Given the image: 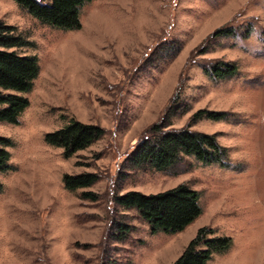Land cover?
<instances>
[{"label": "rangeland", "instance_id": "rangeland-1", "mask_svg": "<svg viewBox=\"0 0 264 264\" xmlns=\"http://www.w3.org/2000/svg\"><path fill=\"white\" fill-rule=\"evenodd\" d=\"M0 22L30 42L20 52L41 67L20 122L0 121L15 167L0 173V264H171L204 227L231 239L205 264H264V0H92L75 30L0 0ZM218 60L236 74L208 76ZM172 101L185 109L169 128L214 134L228 166L185 155L167 172L125 167ZM201 110L223 117L192 119ZM73 118L106 133L67 157L46 135ZM82 173L100 179L68 189L64 175ZM178 184L199 194L202 210L179 232H150L115 200ZM117 223L132 230L124 241Z\"/></svg>", "mask_w": 264, "mask_h": 264}, {"label": "trees", "instance_id": "trees-1", "mask_svg": "<svg viewBox=\"0 0 264 264\" xmlns=\"http://www.w3.org/2000/svg\"><path fill=\"white\" fill-rule=\"evenodd\" d=\"M18 6L32 14L39 21L64 30H75L82 26L80 22L81 9L85 3L92 0H15ZM218 29L214 34L226 33ZM30 44L27 39L17 33L14 26L0 22V121L19 123L24 110L30 105V99L25 93L30 92L38 78L41 67L36 55L21 53L20 49ZM171 55L179 50L174 42L168 43ZM204 71L213 78H225L236 74V65L218 60L215 64L205 67ZM175 101L169 103L162 117L152 123L145 136L138 141L135 149L125 160L129 169L170 171L181 159L192 156L201 164H218L228 166L227 150L216 140L214 134L191 130L187 125L180 128H169L172 118L183 109ZM207 116L211 119L223 117V113L197 111L194 120ZM106 130L99 125L84 123L71 119L60 129L46 135L49 144L64 148L65 156L69 157L87 149L102 138ZM13 140L0 135V173L15 169L11 164L12 152L9 149ZM98 174L82 173L80 175H64V183L70 190L89 187L97 184ZM4 185L0 181V192ZM84 195L95 199L94 194ZM199 194L186 184H178L168 190L143 194L140 191H130L116 195V203L126 210H137L140 218L149 225L150 232L175 233L182 231L194 218L202 212L198 203ZM120 240H126L131 234V228L123 223H117ZM213 231L200 228L187 243L181 254L171 264H205L212 253H221L231 245V239L226 236H210Z\"/></svg>", "mask_w": 264, "mask_h": 264}]
</instances>
